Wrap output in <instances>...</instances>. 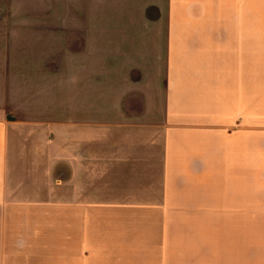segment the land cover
Listing matches in <instances>:
<instances>
[{"label":"crops","instance_id":"crops-1","mask_svg":"<svg viewBox=\"0 0 264 264\" xmlns=\"http://www.w3.org/2000/svg\"><path fill=\"white\" fill-rule=\"evenodd\" d=\"M158 23L151 122L0 106V264H264V0H167Z\"/></svg>","mask_w":264,"mask_h":264},{"label":"rangeland","instance_id":"rangeland-1","mask_svg":"<svg viewBox=\"0 0 264 264\" xmlns=\"http://www.w3.org/2000/svg\"><path fill=\"white\" fill-rule=\"evenodd\" d=\"M166 1L0 0V106L97 128L151 122L164 111Z\"/></svg>","mask_w":264,"mask_h":264}]
</instances>
